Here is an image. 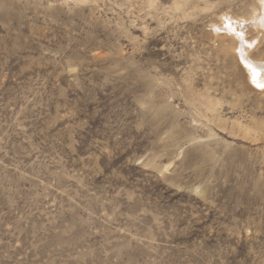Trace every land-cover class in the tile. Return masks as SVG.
<instances>
[{
    "label": "rangeland",
    "instance_id": "374dc122",
    "mask_svg": "<svg viewBox=\"0 0 264 264\" xmlns=\"http://www.w3.org/2000/svg\"><path fill=\"white\" fill-rule=\"evenodd\" d=\"M250 4L0 0V264H264Z\"/></svg>",
    "mask_w": 264,
    "mask_h": 264
},
{
    "label": "bare ground",
    "instance_id": "6f19581e",
    "mask_svg": "<svg viewBox=\"0 0 264 264\" xmlns=\"http://www.w3.org/2000/svg\"><path fill=\"white\" fill-rule=\"evenodd\" d=\"M246 8L242 15H234L229 12L221 15L220 24H214L215 40L222 52L233 56L238 63L237 67L243 65L248 83L250 82L255 87L253 90L258 95L264 97V86H260L264 85V56L255 57L264 43V0H252V4ZM247 24H250L251 27L247 28ZM248 65L255 68V76ZM263 131V129L259 132L255 131L254 137L259 140L264 139ZM251 133L250 129H247L245 135L249 136Z\"/></svg>",
    "mask_w": 264,
    "mask_h": 264
},
{
    "label": "snow or ice",
    "instance_id": "6c2138e0",
    "mask_svg": "<svg viewBox=\"0 0 264 264\" xmlns=\"http://www.w3.org/2000/svg\"><path fill=\"white\" fill-rule=\"evenodd\" d=\"M248 67L253 71L254 76L256 75V70L255 68H253L251 65H248ZM260 86H264V85H260Z\"/></svg>",
    "mask_w": 264,
    "mask_h": 264
}]
</instances>
